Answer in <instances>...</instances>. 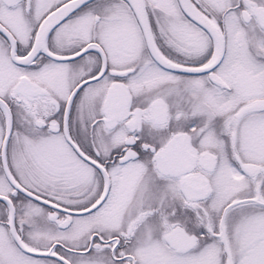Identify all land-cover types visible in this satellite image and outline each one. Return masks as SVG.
<instances>
[{
    "label": "snow or ice",
    "instance_id": "obj_1",
    "mask_svg": "<svg viewBox=\"0 0 264 264\" xmlns=\"http://www.w3.org/2000/svg\"><path fill=\"white\" fill-rule=\"evenodd\" d=\"M0 264H264V0H0Z\"/></svg>",
    "mask_w": 264,
    "mask_h": 264
}]
</instances>
